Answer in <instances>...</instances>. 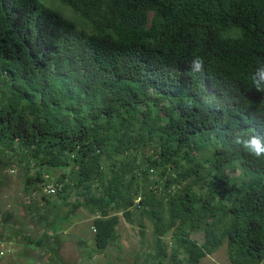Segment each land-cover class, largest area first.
I'll use <instances>...</instances> for the list:
<instances>
[{"label": "trees", "instance_id": "trees-1", "mask_svg": "<svg viewBox=\"0 0 264 264\" xmlns=\"http://www.w3.org/2000/svg\"><path fill=\"white\" fill-rule=\"evenodd\" d=\"M59 1L89 30L35 0H0V189L19 168L23 191L41 193L23 205L46 226L23 237L29 251H52L50 226L82 208L99 254L124 217L149 222L158 264H199L223 244L231 264H264V156L234 143L264 140L251 81L264 0ZM12 218L0 210V226Z\"/></svg>", "mask_w": 264, "mask_h": 264}, {"label": "rangeland", "instance_id": "rangeland-1", "mask_svg": "<svg viewBox=\"0 0 264 264\" xmlns=\"http://www.w3.org/2000/svg\"><path fill=\"white\" fill-rule=\"evenodd\" d=\"M44 9L57 12L62 17L73 22H79V16L68 6L59 0H35ZM77 25V24H76ZM78 28H80L77 25ZM51 180L54 181L58 176V171H51ZM1 175L6 178L5 186L0 189V210L11 212L13 218L9 225L11 228L5 229L0 226V251L4 252L0 264H158L152 260L153 237L151 226L144 220L143 229H139L135 218L133 222H127L124 217L116 228L119 240L109 245L104 253L99 254L94 251V233L91 228L92 217L84 209H78L66 221L58 220L56 225L50 228L57 230L52 238V251L44 253L30 252L27 247V240L23 237H30L31 240L39 238L38 230L42 233L46 228L44 221L38 223L36 214L23 205L41 201V193L27 195L23 191L22 173L19 168H8ZM46 178V177H45ZM50 186V183H48ZM48 188L43 191L46 193ZM42 191V192H43ZM68 206L61 210L64 213ZM137 216L134 212L133 217ZM55 226V227H54ZM20 231L19 235L14 236L12 231ZM50 229H48L49 231ZM193 239L202 243L201 233L193 235ZM165 242L170 241V234L164 237ZM150 252V260L145 261V257ZM170 251H168L169 254ZM162 264H170L167 259ZM199 264H231L226 253V246L223 244L213 254L207 255L200 260Z\"/></svg>", "mask_w": 264, "mask_h": 264}, {"label": "clouds", "instance_id": "clouds-1", "mask_svg": "<svg viewBox=\"0 0 264 264\" xmlns=\"http://www.w3.org/2000/svg\"><path fill=\"white\" fill-rule=\"evenodd\" d=\"M37 3V2H36ZM48 10V9H47ZM79 22L76 23L81 27V18ZM73 22V21H72ZM85 29L89 30V26L86 24L82 28L76 27L77 31ZM190 69L193 72H202L204 70V60L201 57L194 58L189 65ZM252 86L259 92H264V65H261L257 68L256 72L251 77ZM234 143L243 147L245 152L256 159L264 156V140L258 135L245 136L239 132L234 133Z\"/></svg>", "mask_w": 264, "mask_h": 264}, {"label": "built area", "instance_id": "built-area-1", "mask_svg": "<svg viewBox=\"0 0 264 264\" xmlns=\"http://www.w3.org/2000/svg\"><path fill=\"white\" fill-rule=\"evenodd\" d=\"M46 193H47L48 195H54V194H55V191H54L53 188H49V189L46 191ZM3 257H4V252H3V251H0V262H1V260H2Z\"/></svg>", "mask_w": 264, "mask_h": 264}]
</instances>
